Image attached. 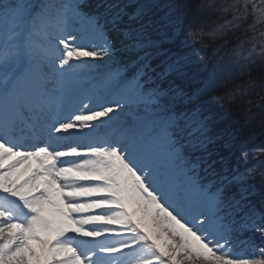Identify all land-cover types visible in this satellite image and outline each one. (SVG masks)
<instances>
[{
  "label": "snow or ice",
  "instance_id": "obj_1",
  "mask_svg": "<svg viewBox=\"0 0 264 264\" xmlns=\"http://www.w3.org/2000/svg\"><path fill=\"white\" fill-rule=\"evenodd\" d=\"M151 7L74 4L69 18L48 0H0V264H264V247L240 239L259 232L264 244V204L246 186L259 176L264 187V160L244 152L251 167L218 169L213 118L169 81L186 58L159 60ZM193 7L189 28L218 5ZM220 10L231 19L214 37L245 30L227 76L264 64V0ZM239 87L264 89V78Z\"/></svg>",
  "mask_w": 264,
  "mask_h": 264
},
{
  "label": "trees",
  "instance_id": "obj_2",
  "mask_svg": "<svg viewBox=\"0 0 264 264\" xmlns=\"http://www.w3.org/2000/svg\"><path fill=\"white\" fill-rule=\"evenodd\" d=\"M106 0H73L68 7L78 5L82 13L102 11L99 6ZM111 2V0H107ZM127 2V0H126ZM138 3H149L151 7L147 13V20L151 22L152 36L158 40L159 60L168 57L173 59L183 56L186 58L182 74H171L169 81L182 88L194 99L187 105L188 108L201 107L205 114L213 118L214 143L209 145L214 159L218 161V169L226 167L229 171L245 167L242 153L247 152L251 161L264 160V89H257L240 94L241 85H246L249 79L264 78V64L257 63L250 72L227 76L230 68L229 56L234 55V49L245 40V30L227 29L226 34L213 36L212 30L225 24L231 19L229 13L220 9L231 0H215L218 7L211 11L200 13L193 28L187 27L189 20L195 15L194 5L201 0H137ZM68 15H71L69 10ZM181 18V27L175 26L176 18ZM203 28V35L196 38L190 35L196 28ZM250 35V33H249ZM225 41L227 43L225 44ZM118 44V41H117ZM245 48L250 45L245 44ZM99 69L110 64L107 58L98 60ZM214 67L220 68L218 79L212 86H206V79ZM227 77V78H225ZM249 101L252 103L249 104ZM246 186L250 187L249 199L257 206L264 204V187L260 177L248 179ZM251 238L261 244L259 232L244 231L240 234L241 240ZM245 258H259L252 255L251 249H242Z\"/></svg>",
  "mask_w": 264,
  "mask_h": 264
},
{
  "label": "rangeland",
  "instance_id": "obj_3",
  "mask_svg": "<svg viewBox=\"0 0 264 264\" xmlns=\"http://www.w3.org/2000/svg\"><path fill=\"white\" fill-rule=\"evenodd\" d=\"M50 0H48V2H49ZM52 1H55V0H52ZM65 0H57V2H64ZM73 2V0H68L67 2H65V9L67 10V12H69V10H71V8H69L68 7V5L67 4H71ZM52 6H53V8H52V10L54 9V12L55 13H57V11H58V7H56V8H54V5L52 4V3H50ZM53 14V16H55L56 14ZM69 18H71V16L69 15ZM78 26V25H77ZM102 60V59H101ZM97 64V68H96V70L98 69V66H99V64L98 63H96ZM120 118H122V119H126V118H128V114L127 113H125V114H122L121 115V117Z\"/></svg>",
  "mask_w": 264,
  "mask_h": 264
}]
</instances>
